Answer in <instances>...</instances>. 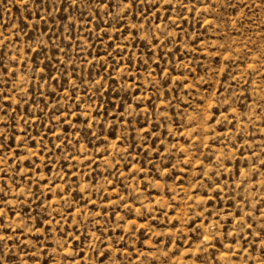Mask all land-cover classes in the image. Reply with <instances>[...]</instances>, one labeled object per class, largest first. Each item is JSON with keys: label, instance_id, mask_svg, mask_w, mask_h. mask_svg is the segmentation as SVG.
<instances>
[{"label": "rangeland", "instance_id": "1", "mask_svg": "<svg viewBox=\"0 0 264 264\" xmlns=\"http://www.w3.org/2000/svg\"><path fill=\"white\" fill-rule=\"evenodd\" d=\"M2 264H264V0H0Z\"/></svg>", "mask_w": 264, "mask_h": 264}, {"label": "snow or ice", "instance_id": "2", "mask_svg": "<svg viewBox=\"0 0 264 264\" xmlns=\"http://www.w3.org/2000/svg\"><path fill=\"white\" fill-rule=\"evenodd\" d=\"M0 264H2V260H0Z\"/></svg>", "mask_w": 264, "mask_h": 264}]
</instances>
